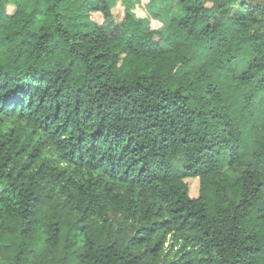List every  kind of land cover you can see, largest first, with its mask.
Returning a JSON list of instances; mask_svg holds the SVG:
<instances>
[{
  "label": "trees",
  "instance_id": "1",
  "mask_svg": "<svg viewBox=\"0 0 264 264\" xmlns=\"http://www.w3.org/2000/svg\"><path fill=\"white\" fill-rule=\"evenodd\" d=\"M168 1L0 0V264H264V0Z\"/></svg>",
  "mask_w": 264,
  "mask_h": 264
},
{
  "label": "rangeland",
  "instance_id": "2",
  "mask_svg": "<svg viewBox=\"0 0 264 264\" xmlns=\"http://www.w3.org/2000/svg\"><path fill=\"white\" fill-rule=\"evenodd\" d=\"M98 1H102V0H90V3H93L95 4L96 2ZM106 2L109 3V5L111 6V11L114 12V20L116 22H119L121 19H122V10H121V6L120 4H117V0H105ZM175 2V0H171L168 1V3H173ZM137 5V7H135ZM144 6H145V0H140L138 4H135L134 5V10H133V13L136 15V16H140V15H144ZM119 8V9H118ZM119 11H118V10ZM147 9V8H146ZM7 11L9 14H12L14 12V8L12 6H9L7 8ZM189 183V187H190V192H191V195L193 196L194 194H196V183H194L193 181H188ZM168 245V243L166 244V246Z\"/></svg>",
  "mask_w": 264,
  "mask_h": 264
},
{
  "label": "crops",
  "instance_id": "3",
  "mask_svg": "<svg viewBox=\"0 0 264 264\" xmlns=\"http://www.w3.org/2000/svg\"><path fill=\"white\" fill-rule=\"evenodd\" d=\"M139 1H140V0H139ZM145 1H146V0H145ZM135 7H137V5H136ZM135 7H134V8H135Z\"/></svg>",
  "mask_w": 264,
  "mask_h": 264
}]
</instances>
